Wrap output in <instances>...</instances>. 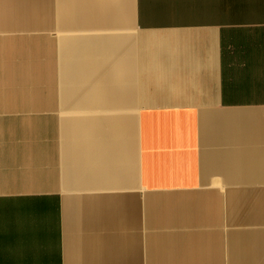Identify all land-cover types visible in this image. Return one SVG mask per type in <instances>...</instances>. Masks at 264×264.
Returning a JSON list of instances; mask_svg holds the SVG:
<instances>
[{"label": "crops", "instance_id": "1", "mask_svg": "<svg viewBox=\"0 0 264 264\" xmlns=\"http://www.w3.org/2000/svg\"><path fill=\"white\" fill-rule=\"evenodd\" d=\"M0 264H264V0H0Z\"/></svg>", "mask_w": 264, "mask_h": 264}]
</instances>
